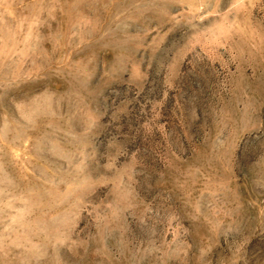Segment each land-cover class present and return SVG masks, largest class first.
I'll return each instance as SVG.
<instances>
[{
    "label": "rangeland",
    "instance_id": "obj_1",
    "mask_svg": "<svg viewBox=\"0 0 264 264\" xmlns=\"http://www.w3.org/2000/svg\"><path fill=\"white\" fill-rule=\"evenodd\" d=\"M0 264H264V0H0Z\"/></svg>",
    "mask_w": 264,
    "mask_h": 264
}]
</instances>
